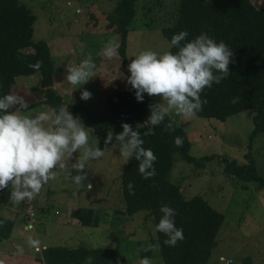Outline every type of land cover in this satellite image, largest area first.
<instances>
[{
  "label": "rangeland",
  "instance_id": "1",
  "mask_svg": "<svg viewBox=\"0 0 264 264\" xmlns=\"http://www.w3.org/2000/svg\"><path fill=\"white\" fill-rule=\"evenodd\" d=\"M119 1L21 0L36 16L34 42H48L56 65L78 66L89 55L96 64L93 77L84 85L61 88L63 80L58 81L57 90L54 88L62 96L64 106L79 103L94 114L103 111L110 95L131 88L126 69L141 51L162 55L170 49L162 30L173 24L181 0H138L128 35V64L121 63L118 51L115 57L105 58L103 45L114 36L119 44L116 30L108 28V17L115 13ZM252 2L257 9L264 8V0ZM41 81L40 72L16 79L15 96L22 97L28 105L22 114L34 117L52 110L41 103L45 99ZM82 91L90 92L91 98L82 100ZM150 98L159 102L158 97ZM14 108L19 109V105ZM169 114L187 132L193 157L216 158L203 169L178 159L171 173L172 181L180 184L186 199L201 196L225 216L207 264H264V188L256 182L234 179L220 161L226 158L246 164L250 151L258 174L264 178V132L251 139L255 111L246 110L225 122L197 115L186 119L174 111ZM72 115L89 129L90 146L95 147L98 140L100 147V140L82 117ZM120 147L101 148L104 155L86 161L80 173L73 165L82 160L83 153L73 154L66 160V168L57 169L56 178L31 201L14 204L10 200L11 188H7L6 196L0 198V216L12 221L13 230L9 239H0V264H44L38 260L42 251L56 246L111 248L117 251L121 264H140L145 257L151 264H164L153 218L144 211L135 215L122 212L125 203L121 174L128 159L121 156ZM69 174L86 175V180L77 185ZM79 208L94 210L95 227L83 226L71 217ZM30 241H35V245ZM149 245L156 247L145 251Z\"/></svg>",
  "mask_w": 264,
  "mask_h": 264
},
{
  "label": "trees",
  "instance_id": "2",
  "mask_svg": "<svg viewBox=\"0 0 264 264\" xmlns=\"http://www.w3.org/2000/svg\"><path fill=\"white\" fill-rule=\"evenodd\" d=\"M138 0H120L113 15L108 17V28L119 35L118 54L123 65H127L128 35L136 16ZM36 16L21 0H0V98L15 96L16 79L40 72L45 99L41 102L59 109L64 106L63 98L57 94L54 78L57 74L52 52L47 41L34 42V24ZM186 31V43L206 33L217 43L224 42L233 52V63L229 65V76L219 84H213L201 94L205 100L197 116L217 119L225 122L229 117L246 110H254V129L251 139L257 133L264 132V8L257 9L252 0H181L176 18L171 26L163 28L170 49L175 34ZM37 61L42 66L37 70L31 65ZM128 75V69H126ZM235 101V102H233ZM156 104L147 94L143 102L135 98L132 88L110 95L103 111L94 114L87 107L72 103L65 107L71 114H79L93 135L100 140V147L120 144L113 138L105 145L107 133L114 137L123 131L122 124H128L139 133L142 147L150 149L156 156L153 165L155 176L145 179L139 171L138 161L133 155L126 163L121 174L122 195L125 203V215H135L139 211L148 213L155 226L162 218L160 208L167 205L176 211L175 225L183 229L184 239L175 247L164 244L167 237L157 231L160 252L164 264H207L216 246V237L225 216L214 209L201 196L186 199L180 184L172 181V171L176 161L183 160L197 169H203L215 156L195 158L191 155V141L187 132L181 128L170 114L163 123L153 128V135H145L143 126L150 116L149 105ZM16 108L9 109L15 111ZM3 113H0L2 115ZM171 123L174 131L165 130ZM138 129V130H136ZM182 138V147H177L175 138ZM249 162L238 164L236 160L220 158L225 172L234 179L244 182H256L264 188V178L258 174L251 152L246 154ZM133 185L134 195L129 194V184ZM7 188L0 190L4 198ZM83 226H96L94 210L79 208L71 213ZM13 223L0 216V239H9ZM44 264H121L117 251L111 248H77L56 246L42 251Z\"/></svg>",
  "mask_w": 264,
  "mask_h": 264
},
{
  "label": "clouds",
  "instance_id": "3",
  "mask_svg": "<svg viewBox=\"0 0 264 264\" xmlns=\"http://www.w3.org/2000/svg\"><path fill=\"white\" fill-rule=\"evenodd\" d=\"M187 36L188 33L182 31L172 37L171 46L178 49L175 53L167 51L160 55L152 50H144L128 65L130 75L127 83L135 91L136 100L143 102L145 94L159 98L158 103L149 105L151 114L143 125L147 127L145 135H153V128L163 123L172 111L186 119L195 117L206 103L201 99L204 90L229 76L233 52L224 42L217 43L206 33H201L182 44ZM117 40L118 37L114 36L103 45L105 58L111 59L117 55ZM41 66V61L31 65L37 70ZM95 68L96 64L89 55L78 66L67 65L66 80L72 86L84 85L93 77ZM90 98V92L82 91V100ZM16 105H19V109L9 111ZM27 108L22 97L5 95L0 98V113H3L0 115V190L10 187V200L17 205L35 199L43 186L56 178V170L65 169L66 160L78 151L83 153L82 160L73 165L78 173L84 171L86 161L104 155V151L97 146L98 140L95 147L90 146L89 129L78 117L74 118L67 107L42 111L34 117L22 114V110ZM122 128L123 131L115 137L109 131L105 145L115 138L121 146V156L130 159L135 155L140 161L139 171L144 178L154 177L156 156L150 149L142 147L139 133L130 125L122 124ZM165 130L175 129L169 123ZM175 144L182 147V138L176 137ZM69 175L77 185L86 180V175ZM128 188L129 194L134 195L131 183ZM160 212L163 215L156 230L167 237L165 245L175 247L184 239L183 229L175 225L177 213L167 205L162 206ZM29 243L35 245L36 242ZM155 247L149 245L145 251ZM140 264H151V261L145 257Z\"/></svg>",
  "mask_w": 264,
  "mask_h": 264
},
{
  "label": "crops",
  "instance_id": "4",
  "mask_svg": "<svg viewBox=\"0 0 264 264\" xmlns=\"http://www.w3.org/2000/svg\"><path fill=\"white\" fill-rule=\"evenodd\" d=\"M50 49H51V47H50ZM52 61H53V58H52ZM53 64H54L55 70L57 72V74H56V76L54 78V86H55L56 90H57L56 86L58 85V81H62L63 80V85L61 83V88L62 87H67L68 85H70L67 81H64V79L62 78V77L66 78V75H67V73L65 71V69H66L65 65L64 64L63 65H58V64L56 65V63H54V61H53Z\"/></svg>",
  "mask_w": 264,
  "mask_h": 264
},
{
  "label": "built area",
  "instance_id": "5",
  "mask_svg": "<svg viewBox=\"0 0 264 264\" xmlns=\"http://www.w3.org/2000/svg\"><path fill=\"white\" fill-rule=\"evenodd\" d=\"M31 217H33V216H31Z\"/></svg>",
  "mask_w": 264,
  "mask_h": 264
}]
</instances>
